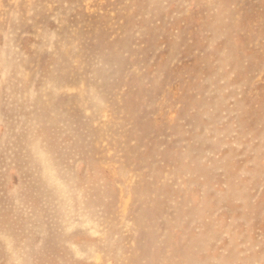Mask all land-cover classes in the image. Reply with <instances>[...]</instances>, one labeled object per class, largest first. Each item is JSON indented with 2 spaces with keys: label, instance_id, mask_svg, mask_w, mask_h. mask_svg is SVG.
<instances>
[{
  "label": "rangeland",
  "instance_id": "obj_1",
  "mask_svg": "<svg viewBox=\"0 0 264 264\" xmlns=\"http://www.w3.org/2000/svg\"><path fill=\"white\" fill-rule=\"evenodd\" d=\"M0 264H264V0H0Z\"/></svg>",
  "mask_w": 264,
  "mask_h": 264
}]
</instances>
